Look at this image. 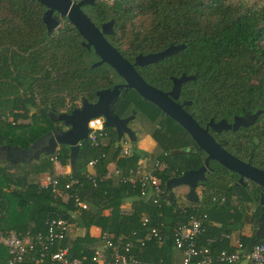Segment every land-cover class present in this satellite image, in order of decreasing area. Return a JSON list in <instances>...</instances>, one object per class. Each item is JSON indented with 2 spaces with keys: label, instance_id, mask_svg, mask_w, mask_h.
Segmentation results:
<instances>
[{
  "label": "trees",
  "instance_id": "trees-1",
  "mask_svg": "<svg viewBox=\"0 0 264 264\" xmlns=\"http://www.w3.org/2000/svg\"><path fill=\"white\" fill-rule=\"evenodd\" d=\"M81 6L92 24L111 19L107 39L127 60L182 44L136 68L145 81L162 89L168 87L169 76L193 75L180 83L178 101L188 102L183 107L199 125L209 118L228 122L234 115L258 110L246 126L210 133L223 149L264 170V0H92ZM44 9L38 0H0V148L9 155L0 161V230L42 233L47 217H63L70 229L50 249L66 247L80 264H95L90 260L93 247L85 244L99 240L101 233L113 241L120 235L129 240L137 264H172L171 227L193 214L206 215V229L197 242L210 250H230L221 236L231 230L243 243L260 242L245 223V216L260 211V187L246 179L238 182L234 172L214 160H207L209 169L195 184L197 200L181 208L172 197H166L167 204L163 197L157 204L142 199L127 183L107 180L92 186L84 178L88 159H95V170L101 172L112 158L124 168L148 155L165 164L156 171L163 189L168 177L202 164L204 152L187 132L132 89L120 97L122 111L133 110L137 133L151 139L147 150L133 143L129 156L117 157L118 139L104 128L106 145L92 146L82 139L71 166L66 144L56 145L51 154L16 158V150L43 141L55 127L52 115L69 110L81 98L93 99L96 90L119 80L106 63L90 66L97 57L65 17L46 32L41 21ZM53 162L68 165L66 173L57 174V185L63 189L69 177L76 178L77 184L63 190H75L85 208L38 185L42 174H54ZM142 217L147 218L144 224ZM73 226L81 234L73 235ZM151 226L160 230L162 242L139 244L137 238ZM93 228L95 235L89 232ZM5 255L0 244V260Z\"/></svg>",
  "mask_w": 264,
  "mask_h": 264
},
{
  "label": "built area",
  "instance_id": "built-area-1",
  "mask_svg": "<svg viewBox=\"0 0 264 264\" xmlns=\"http://www.w3.org/2000/svg\"><path fill=\"white\" fill-rule=\"evenodd\" d=\"M72 2L76 0H70ZM110 1V0H108ZM87 133L83 140L89 145H106L104 126L102 118L98 116L91 117L86 122ZM82 140L77 141L80 145ZM126 137H119L116 143L117 157H127L133 150V145H128ZM104 151H100L98 156H103ZM116 158H112L105 168L98 172L95 170V159H88L85 163L83 176L92 185L99 182L111 180L115 183H127L134 187L137 196L142 199H150L154 204L160 197H163L164 204L168 201L163 195V189L160 186V178L156 171L165 167L161 160H151L148 155L140 156L132 165L119 167L115 163ZM66 166L64 171L54 172L53 175L45 174L38 180V185L48 186L54 195L59 197L71 198L72 203L77 208L87 206L85 200L79 198L74 190L67 193L63 189L69 188L72 184H77V179L69 177L63 183V189L58 187L57 174H63L68 171ZM213 200L214 197H211ZM220 196L218 201H223ZM181 208V207H179ZM205 213L196 215H187L185 221H176L171 227L172 246L180 251L179 264H264V244L261 242L243 243L236 233L231 231L222 234L230 250L220 248L210 250L207 245H199L197 242L206 229L203 219ZM147 221L142 217L141 224ZM68 221L60 216H50L45 220V228L42 233H17L13 230H0V244L5 248V257L0 260V264H80V259L76 256H70L67 248L50 249V246L58 239H61L65 231L69 230ZM100 247H94L90 260L95 264H137V259L130 253L131 243L124 236L120 235L116 240H111L105 233L100 234ZM145 240H153L156 244L162 242V235L156 226L148 228L147 232L140 238H137L139 244ZM208 241H210L208 239Z\"/></svg>",
  "mask_w": 264,
  "mask_h": 264
},
{
  "label": "water",
  "instance_id": "water-1",
  "mask_svg": "<svg viewBox=\"0 0 264 264\" xmlns=\"http://www.w3.org/2000/svg\"><path fill=\"white\" fill-rule=\"evenodd\" d=\"M45 9L41 14V21L44 24L46 32L50 31L57 25V16L65 17L67 21L75 28L77 33L83 39L82 44L85 47L90 46L97 60L90 66L97 65L101 62L106 63L114 72L123 80L121 84L112 85L111 88H102L95 91L96 99L93 102L81 101L80 106L73 108L68 113L59 112L53 117L54 121H59L66 126L65 129L59 131V135H50V132L55 130L54 127L45 137L52 140L50 149L45 154H51L53 148L57 144H66L68 146V161L69 166L73 163V158L77 152V141L86 137L87 126L86 122L89 118L100 115L102 116V125L104 127H114L117 130L118 123L123 121L118 118L111 117L104 111L108 107V102L114 98L118 92V87L123 86L132 88L142 99H145L156 107H158L166 116L174 120L181 126L190 138L195 143V146L204 152L202 164L194 169L183 170L176 176L168 177L164 181L163 195L172 197V188L182 186L185 188L183 193L186 201L195 202L197 195L195 193V184L203 179V172L207 166V160H214L226 170L234 172L237 175L238 182L243 179L249 180L260 187L257 202L260 205V211L257 216L258 220H264V170L259 169L248 162L242 161L223 149L206 131V126H209L213 131L220 129H235L237 126H244L253 121L258 110L248 114L234 115L230 122H226L220 118L212 121L210 118L204 125L199 124L187 113L181 104L175 102V97L178 93V88L181 82L192 79L193 75H184L180 73L178 76L171 77V87L168 91H162L147 82L133 68L134 64L141 65L148 62L156 61L164 55H169L173 51L182 47V44H168L161 50L136 54L133 62H128L121 56L115 48H113L102 36V30L97 29L92 22L80 9L82 4L91 3L92 0H38ZM54 14V15H51ZM109 23V22H107ZM126 137L134 140L131 132L126 133ZM118 139L119 136L117 135ZM38 152L32 154L36 158ZM31 156L29 155L28 158ZM256 236V235H255ZM260 239V237H257Z\"/></svg>",
  "mask_w": 264,
  "mask_h": 264
},
{
  "label": "flooded vegetation",
  "instance_id": "flooded-vegetation-1",
  "mask_svg": "<svg viewBox=\"0 0 264 264\" xmlns=\"http://www.w3.org/2000/svg\"><path fill=\"white\" fill-rule=\"evenodd\" d=\"M80 9L82 10V12L86 15V12H85V10H84V8L82 7V6H80ZM62 17L63 16H61V17H59V16H57V23H58V21L59 20H61L62 19ZM86 17H87V15H86ZM88 18V17H87ZM89 19V18H88ZM107 22H109V23H107ZM95 27H97V29H99V30H102V36H103V38L109 43V41H108V37L112 34V21H111V19H106V20H103V21H99L98 23H96V24H93ZM83 40V39H82ZM110 44V43H109ZM111 45V44H110ZM122 56V55H121ZM135 56V55H134ZM134 56H133V58H132V60L130 61V60H127L128 62H130V63H132L133 62V59H134ZM97 57V56H96ZM98 59V58H97ZM96 59V60H97ZM158 60V59H157ZM153 62H155V61H153ZM148 63H151V62H148ZM144 64H147V63H144ZM144 64H141V65H137V64H134L133 65V68L135 69V71L138 73V71H137V68L136 67H141V66H143ZM139 74V73H138ZM140 75V74H139ZM141 76V75H140ZM141 78H142V76H141ZM143 79V78H142ZM144 80V79H143ZM145 81V80H144ZM123 82V80H122V78L119 76V80H117L116 82H114L112 85H115V84H121ZM145 82H147V81H145ZM148 83V82H147ZM149 84V83H148ZM112 85H110V87H106V88H111V86ZM151 85V84H150ZM153 86V85H152ZM155 87V86H154ZM170 87H171V77L169 76V85H168V87L166 88V89H162V88H159V87H156V88H158V89H160V90H162V91H168L169 89H170ZM127 89H132V88H126L125 90H124V88H123V86H120V87H118V92H117V94H116V96L114 97V98H112L109 102H108V107L105 109L104 108V111L106 112V113H108V115L109 116H113V117H115V118H118V121L119 120H122L123 119V121H121V122H119L118 123V127H117V130L114 128V127H104V128H106V129H108V131L109 132H111V133H113L114 135H115V137L118 135L119 137H121V136H126V133H128V132H131V135H133L134 137H136V134H137V129H138V126H137V124H136V120H135V118L136 117H134V112H133V110L132 109H129V111L128 112H123L122 111V109H123V107H124V105H123V103H122V105H120V106H118L117 107V101H118V99H120V97L122 96V93H124L125 91H127ZM133 90V89H132ZM134 91V90H133ZM135 92V91H134ZM136 93V92H135ZM137 94V93H136ZM138 95V94H137ZM139 96V95H138ZM140 97V96H139ZM141 98V97H140ZM96 99V96L94 95V98L93 99H91V100H85V99H83V98H81V99H79V101H78V104L77 105H75V106H73V107H71L69 110H67V111H63V112H65V113H68L70 110H72L73 108H76V107H79L80 106V103H81V101L82 100H84V101H86V102H93L94 100ZM142 99V98H141ZM143 100H145V99H143ZM175 102H177V103H179V104H181V107L185 110V108L183 107V106H185V105H187L188 104V102L187 101H183V100H179L178 101V93H177V95H176V97H175ZM147 101V100H146ZM149 102V101H148ZM149 103H151V102H149ZM152 104V103H151ZM152 105H154V104H152ZM155 106V105H154ZM156 107V106H155ZM162 114H164L158 107H156ZM187 113H188V111L187 110H185ZM190 114V113H189ZM248 114H250V113H247V112H243V113H241V114H239V115H243L244 117H246ZM165 115V114H164ZM53 116L54 115H52L51 117H52V119H53ZM99 118H102V116H100V115H97ZM168 117V116H167ZM232 119V118H231ZM231 121V120H230ZM230 121H228V122H230ZM54 124H55V126L57 125L58 127H60V128H63V125L61 124L60 125V122L59 121H54ZM206 123L204 122L202 125H199V126H201V127H204V125H205ZM246 125H248V124H246ZM246 125H244V126H246ZM239 126H241V125H239ZM238 127V126H237ZM212 129L209 127V126H206V131L208 132V134L209 135H211V133H210V131H211ZM221 130V129H220ZM219 130V131H220ZM213 131V130H212ZM214 132H216V131H214ZM218 132V131H217ZM51 134V133H50ZM51 137H53V135L51 136ZM212 137V136H211ZM213 138V137H212ZM52 143V140L51 139H48V137L47 138H45V140H43V141H40V142H38V143H36L34 146H32L31 148H29V149H27L26 151L28 152V155L31 153V154H34L35 152H37V151H39L38 152V154H45V152H47L49 149H50V147H51V144ZM58 145V144H57ZM56 147V145L54 146V148ZM53 148V149H54ZM187 150H189V148H187ZM204 155L205 154H203V157H204ZM203 157H202V161H203ZM208 169H209V167H208V165L206 166V168H205V170H204V172H203V174L205 173V172H207L208 171ZM236 179H237V177H235ZM238 181V180H237ZM243 181H241L240 183H242ZM259 214V213H258ZM258 214L256 215V216H245L246 218H245V223L247 224V230L249 231V232H251L256 238L257 237H260V239L259 238H257L261 243H263L264 244V220L263 221H261V220H258L257 219V216H258Z\"/></svg>",
  "mask_w": 264,
  "mask_h": 264
},
{
  "label": "rangeland",
  "instance_id": "rangeland-1",
  "mask_svg": "<svg viewBox=\"0 0 264 264\" xmlns=\"http://www.w3.org/2000/svg\"><path fill=\"white\" fill-rule=\"evenodd\" d=\"M51 15H54V14H51ZM57 19V18H56ZM122 103H123V99L122 98H120V99H118V101H117V107L118 106H120V105H122ZM54 116H55V114H54ZM53 116V117H54ZM62 123H60V125H61ZM63 125V124H62ZM55 127H57L55 130H53L52 132H50L51 134L50 135H53V136H57V135H59V131L60 130H62V129H65L66 128V126L65 125H63V128H60V127H58L57 125L55 126ZM126 137V136H125ZM136 139H134L133 141H130L127 137H126V139L128 140V142H130V143H128V145H130V144H135V147L137 148V149H139V150H147L149 147H150V145H151V139L150 138H148L147 136H145L144 134H140L139 132L136 134V137H135ZM31 157H32V154L30 153L29 154ZM28 152L26 151V150H16V158H18V159H24V158H28ZM7 156H9V155H7ZM6 155H5V153H4V151L0 148V161L1 160H3V159H7L8 157H7ZM67 166V165H66ZM66 166H64V167H62V168H60V169H58L59 171H64L65 169H66ZM62 169V170H61ZM43 175H45V174H42L41 175V177L43 176ZM40 177V178H41ZM178 187H182V186H178ZM178 189H181V188H172V190H173V192H171V194H172V199H173V201H174V203H175V205H177V204H179V203H187V201L185 202V200H184V196H182V193L181 192H178L177 190ZM70 227V226H69ZM82 230L80 229V228H78V227H74L73 226V230H72V234L73 235H78V234H80V232H81Z\"/></svg>",
  "mask_w": 264,
  "mask_h": 264
},
{
  "label": "crops",
  "instance_id": "crops-1",
  "mask_svg": "<svg viewBox=\"0 0 264 264\" xmlns=\"http://www.w3.org/2000/svg\"><path fill=\"white\" fill-rule=\"evenodd\" d=\"M53 167H54V172H57V171H59L58 169L62 168L56 162H53ZM176 188H181V189H178L177 191L178 192H181L182 193V196H183V193L185 191V188L184 187H175V189ZM172 192H173V190H172ZM185 202H186V200H185ZM186 205H187V203H179V204H177L175 206L176 207H181V206H186ZM234 231L235 230H231L232 233H234ZM81 232H80V234H81ZM89 232L95 235L96 234V229L95 228L89 229ZM100 245H101V241L100 240H97V241H95L93 243L85 244V246L93 247V248L94 247H100ZM179 261H180V251L178 249H176V248H172L171 249V252H170V263H172V264H179ZM237 264H242V263L239 262Z\"/></svg>",
  "mask_w": 264,
  "mask_h": 264
}]
</instances>
